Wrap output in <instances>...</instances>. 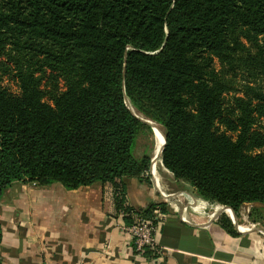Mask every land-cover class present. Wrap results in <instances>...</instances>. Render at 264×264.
<instances>
[{
	"label": "trees",
	"instance_id": "16d2710c",
	"mask_svg": "<svg viewBox=\"0 0 264 264\" xmlns=\"http://www.w3.org/2000/svg\"><path fill=\"white\" fill-rule=\"evenodd\" d=\"M143 121L196 198L264 207V0H0V200L100 183L126 224L151 219L126 199L127 180L149 182Z\"/></svg>",
	"mask_w": 264,
	"mask_h": 264
},
{
	"label": "crops",
	"instance_id": "0c3cea01",
	"mask_svg": "<svg viewBox=\"0 0 264 264\" xmlns=\"http://www.w3.org/2000/svg\"><path fill=\"white\" fill-rule=\"evenodd\" d=\"M148 178L127 180L126 199L136 213L156 205L153 212L161 216L155 250L133 251L117 227L126 222L115 211L109 187L95 183L67 190L60 184L13 183L0 200V264H264V207L243 206L237 224L246 225V208L258 207L260 219H249L256 227L249 233L234 227L231 234L218 222L222 214L210 219L209 205L191 206L182 214L176 200L162 199L153 180L190 192L170 174L158 168Z\"/></svg>",
	"mask_w": 264,
	"mask_h": 264
},
{
	"label": "built area",
	"instance_id": "2783aa9c",
	"mask_svg": "<svg viewBox=\"0 0 264 264\" xmlns=\"http://www.w3.org/2000/svg\"><path fill=\"white\" fill-rule=\"evenodd\" d=\"M157 162V160H156ZM154 172L150 169L149 173L146 174L148 176H151L153 178ZM153 180V179H152ZM154 187L156 192L160 195V197L164 200H171V198H177L176 203H178L180 206H183L181 212L182 214L187 213V208L195 205H202L207 206L211 205L206 201H203L201 199L195 198L192 195H189L184 192H180L177 194H170L163 192L162 189L158 187V182L153 180ZM213 208L210 212V219L215 220L220 214H225L231 219V222L233 223V226L240 231L241 233H249L250 231L254 230L256 227L254 224L249 222V214L250 211L248 208H246V211H244L242 221L246 223V225H239L236 223V217H233L232 211L228 209L227 207L223 206H217V205H211ZM154 216H152L151 219H147L144 217H136L134 218L133 222L130 224L126 223H120L118 224L119 230H121L124 234L127 235L129 241L132 244L133 251L137 255H142L146 250H155L157 248V225L159 224V219L161 214L158 210H155ZM184 221H186L185 218L182 217Z\"/></svg>",
	"mask_w": 264,
	"mask_h": 264
},
{
	"label": "rangeland",
	"instance_id": "374dc122",
	"mask_svg": "<svg viewBox=\"0 0 264 264\" xmlns=\"http://www.w3.org/2000/svg\"><path fill=\"white\" fill-rule=\"evenodd\" d=\"M2 85H3V87L7 88L11 93H17V87H16L15 83H13L11 80L4 78ZM148 123L150 124L152 131L150 134L142 136L138 139V141L136 143V148H135V155L140 156V155H142L143 152H148L150 154L151 160H152L154 158V156L156 155L157 150H158L157 149L158 148V145H157L158 140H157V137L155 135V132H157L158 135H161L163 137V129L160 125H158L156 123H153V122H148ZM156 167H157V164L155 166V170L157 172L158 167L157 168ZM149 170H150V167H149ZM157 180H158V177H157ZM157 184H158V187L160 189H162L163 192H166V193L177 194L180 192H184V193H187L189 195H192V193L186 192L183 189H182L183 191H178V189H181V188L176 183H173L174 186H171L169 183L166 184L161 179H159ZM192 196H194V195H192ZM171 199L176 200L177 198H171ZM212 208L213 207L211 205L208 206V210H210L209 213L211 212Z\"/></svg>",
	"mask_w": 264,
	"mask_h": 264
},
{
	"label": "bare ground",
	"instance_id": "6f19581e",
	"mask_svg": "<svg viewBox=\"0 0 264 264\" xmlns=\"http://www.w3.org/2000/svg\"><path fill=\"white\" fill-rule=\"evenodd\" d=\"M128 104V103H127ZM153 128V127H152ZM160 133V132H159ZM155 135H156V137H157V140H158V150H157V153H156V155L154 156V158L152 159V162H151V166H150V169L154 172V170H155V166H156V156L158 155V153H159V151H160V149H161V147H162V144H163V137L161 136V135H158L157 134V132H155ZM157 168V167H156Z\"/></svg>",
	"mask_w": 264,
	"mask_h": 264
},
{
	"label": "water",
	"instance_id": "95a60500",
	"mask_svg": "<svg viewBox=\"0 0 264 264\" xmlns=\"http://www.w3.org/2000/svg\"><path fill=\"white\" fill-rule=\"evenodd\" d=\"M143 122L146 123V124H148V125L150 126V124H149L148 122H146V121H143ZM163 148H164V141H163L162 147H161V149H160L158 155L156 156V160H157L158 156L161 154ZM156 160H155V161H156ZM151 162H152V160H151ZM228 209H229V208H228ZM232 214H233V213H232ZM233 217H235L234 214H233Z\"/></svg>",
	"mask_w": 264,
	"mask_h": 264
}]
</instances>
